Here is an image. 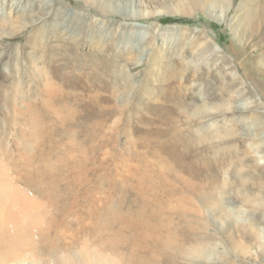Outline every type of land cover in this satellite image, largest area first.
I'll return each mask as SVG.
<instances>
[{
    "label": "rangeland",
    "instance_id": "374dc122",
    "mask_svg": "<svg viewBox=\"0 0 264 264\" xmlns=\"http://www.w3.org/2000/svg\"><path fill=\"white\" fill-rule=\"evenodd\" d=\"M253 1L0 0V166L19 186L43 173L63 233L115 202L125 218L108 233L160 264H264V41L242 17ZM188 132L213 135L180 147ZM200 240L202 259L165 250Z\"/></svg>",
    "mask_w": 264,
    "mask_h": 264
},
{
    "label": "bare ground",
    "instance_id": "6f19581e",
    "mask_svg": "<svg viewBox=\"0 0 264 264\" xmlns=\"http://www.w3.org/2000/svg\"><path fill=\"white\" fill-rule=\"evenodd\" d=\"M249 8L251 9L249 16L242 15L243 25L247 28L251 27L255 32L258 25L262 32L260 41H264V5L254 0ZM37 131L38 126L35 125L32 134L36 133L34 134L36 136ZM206 133L188 132L178 141L179 145L183 147V144L195 140L201 144L207 142L212 133ZM2 144L0 147L3 146ZM246 153L251 155L249 151ZM56 164L55 160L45 169L51 171ZM2 165L0 166V264H160L156 261V249L151 248L149 257H144L135 251L125 249L128 239L120 230H116L112 235L108 233L114 220L125 218L118 203H108L102 213L97 216L95 224L79 232V236L66 234L61 232L58 220L59 202L47 192L43 173L23 174L21 177L23 187L12 181L13 179L10 180V172L8 173ZM210 172L213 175L216 173L220 175L223 171L220 165H217V168L210 169ZM222 181L219 189L225 190L229 187V183L225 177ZM213 189L211 195L214 193ZM216 192L218 191H215V195ZM208 200H211V197L208 196ZM215 200H217L214 205L215 210L222 211L220 200L217 198ZM168 243L165 241L164 246L168 247ZM173 249L176 256L202 259L210 249V242L200 240L191 245L178 243L174 248L165 250ZM163 261L172 264L165 257Z\"/></svg>",
    "mask_w": 264,
    "mask_h": 264
}]
</instances>
